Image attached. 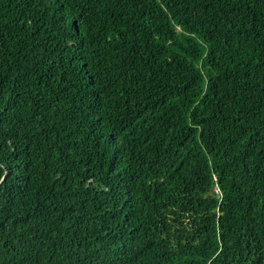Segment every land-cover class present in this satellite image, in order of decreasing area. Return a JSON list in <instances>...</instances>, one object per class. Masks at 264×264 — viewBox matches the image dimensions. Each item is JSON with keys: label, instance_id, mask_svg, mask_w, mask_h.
Wrapping results in <instances>:
<instances>
[{"label": "trees", "instance_id": "1", "mask_svg": "<svg viewBox=\"0 0 264 264\" xmlns=\"http://www.w3.org/2000/svg\"><path fill=\"white\" fill-rule=\"evenodd\" d=\"M0 264H264V0H0Z\"/></svg>", "mask_w": 264, "mask_h": 264}, {"label": "clouds", "instance_id": "2", "mask_svg": "<svg viewBox=\"0 0 264 264\" xmlns=\"http://www.w3.org/2000/svg\"><path fill=\"white\" fill-rule=\"evenodd\" d=\"M218 192V190H216Z\"/></svg>", "mask_w": 264, "mask_h": 264}]
</instances>
